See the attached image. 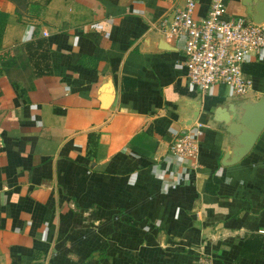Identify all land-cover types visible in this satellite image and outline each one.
Returning <instances> with one entry per match:
<instances>
[{
	"label": "crops",
	"instance_id": "crops-1",
	"mask_svg": "<svg viewBox=\"0 0 264 264\" xmlns=\"http://www.w3.org/2000/svg\"><path fill=\"white\" fill-rule=\"evenodd\" d=\"M35 1L17 14L0 0V264H194L200 244L229 264L248 234L264 235V127L220 164L227 140L209 117L235 94L193 87L183 38L154 27L183 0ZM194 1L200 16L207 0ZM223 2L249 17L241 0ZM38 38L36 60L41 48L25 43ZM251 79L257 98L264 72ZM196 122L193 166L168 145ZM212 173L222 179L207 192Z\"/></svg>",
	"mask_w": 264,
	"mask_h": 264
},
{
	"label": "built area",
	"instance_id": "built-area-1",
	"mask_svg": "<svg viewBox=\"0 0 264 264\" xmlns=\"http://www.w3.org/2000/svg\"><path fill=\"white\" fill-rule=\"evenodd\" d=\"M194 0H183L181 6L162 14L154 27L167 39L183 38V60L189 83L201 92L211 86H228L235 95L252 88L251 76L242 70L249 56L264 53V21L255 22L245 15L226 16L223 0H207L206 10L194 16ZM193 132L181 131L173 137L168 151L187 157L197 165L202 124L196 122ZM194 264H218L214 253L198 245Z\"/></svg>",
	"mask_w": 264,
	"mask_h": 264
},
{
	"label": "water",
	"instance_id": "water-1",
	"mask_svg": "<svg viewBox=\"0 0 264 264\" xmlns=\"http://www.w3.org/2000/svg\"><path fill=\"white\" fill-rule=\"evenodd\" d=\"M245 12L255 22L264 21V0H241ZM209 117L225 134L227 146L220 164L235 163L253 146L264 127V94L228 97L211 109Z\"/></svg>",
	"mask_w": 264,
	"mask_h": 264
},
{
	"label": "trees",
	"instance_id": "trees-1",
	"mask_svg": "<svg viewBox=\"0 0 264 264\" xmlns=\"http://www.w3.org/2000/svg\"><path fill=\"white\" fill-rule=\"evenodd\" d=\"M13 2V11L16 12L17 14H20V10L18 9L19 7V3H21V1H23V5H28V9L29 10H34L36 9V7H34V4H36L35 0H10ZM8 12L4 11V10H0V33H1V29L3 26V21L5 19V16L7 15ZM44 44V40H42L41 38L35 39L34 43L33 42H27L25 43L26 48L29 50L32 49H36L38 47H40L41 49L39 51L35 52V57L36 60H38L37 58L42 59L47 51L46 48L43 47ZM2 54H0L1 56ZM32 55V53H31ZM259 60H249L247 62H245L244 66H243V70L245 71L246 74L251 75L252 78L257 76H262L263 72H264V53H261L258 57ZM36 71V70H35ZM43 72V70H39L36 72L37 73H41ZM95 142V135L92 131L87 132V145H89L87 147L86 150V155H89L90 149L91 147L94 145ZM91 146V147H90ZM202 148V143L199 142V148H198V154H197V161L200 160V150ZM222 179V175H217L216 173H212L209 177H207V179L205 180V190L207 192H213L215 191V188L217 186V183L219 181H221ZM263 238L264 235L260 234V233H251L248 234L241 242L239 250L237 251V253L235 254V256L232 258L231 262L229 264H236L237 261L242 258L245 257L247 259H254V258H263L264 259V254L260 253V249L263 243ZM216 263L218 264H225L221 258L216 257L215 258Z\"/></svg>",
	"mask_w": 264,
	"mask_h": 264
},
{
	"label": "rangeland",
	"instance_id": "rangeland-1",
	"mask_svg": "<svg viewBox=\"0 0 264 264\" xmlns=\"http://www.w3.org/2000/svg\"><path fill=\"white\" fill-rule=\"evenodd\" d=\"M23 3H24V2L21 1V3H19V6H18L19 9L21 10V12H22L23 8H25V6H27V5L24 6ZM22 13H23V12H22ZM22 13H21V14H22ZM224 90H225V93H228V92L230 91V89H229L228 86H225V87H224Z\"/></svg>",
	"mask_w": 264,
	"mask_h": 264
}]
</instances>
